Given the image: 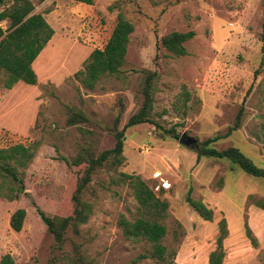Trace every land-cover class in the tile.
Masks as SVG:
<instances>
[{
  "label": "rangeland",
  "instance_id": "rangeland-1",
  "mask_svg": "<svg viewBox=\"0 0 264 264\" xmlns=\"http://www.w3.org/2000/svg\"><path fill=\"white\" fill-rule=\"evenodd\" d=\"M31 1L54 33L32 63L35 84L4 88L0 71V147L37 143L22 169L24 193L0 198V259L8 253L14 264H73L79 247L97 264H126L147 251V243L126 238L118 224L120 215L138 216L121 177L128 173L155 191L162 188L159 196L169 204L162 244L176 263L207 264L224 219L221 264H264V179L226 158L197 160L202 142L221 136L209 146L236 147L264 167V0ZM119 14L134 26L125 64L117 75H103L86 88L74 74L93 49L104 46ZM173 31L194 32L184 42L186 54L176 56L161 44ZM148 74L152 123L125 129L123 163L105 161L95 169L81 194L91 212L57 243L38 209L50 217L73 214L86 163L67 161L79 152L97 157L114 146L115 127L121 129L143 104ZM240 110L239 126L226 134ZM73 112L85 120L68 124ZM182 133L195 145L181 143ZM189 186L191 196L212 210L211 220L185 201ZM18 208L26 214L15 231L10 216ZM143 261L153 264H136Z\"/></svg>",
  "mask_w": 264,
  "mask_h": 264
},
{
  "label": "trees",
  "instance_id": "trees-1",
  "mask_svg": "<svg viewBox=\"0 0 264 264\" xmlns=\"http://www.w3.org/2000/svg\"><path fill=\"white\" fill-rule=\"evenodd\" d=\"M91 4L93 0H74ZM7 22L6 27L1 23ZM134 30L133 24L123 17L117 16L112 32L102 48L93 49L84 67L78 70L74 77L86 88L93 89L103 75H117L125 64L129 36ZM54 33L53 28L46 21L45 17L34 11V4L31 0H0V71L3 73L2 86L11 88L17 82L28 85L36 83L37 76L33 70L32 63L37 58L40 51L51 39ZM194 35L193 31L179 32L173 31L161 37V44L176 56L187 53L184 42ZM146 88L144 89V101L142 106L129 118L121 129H114V146L103 150L97 157H93L88 152H79L67 162L70 165H80L86 163L83 173L73 195L75 207L70 216H47L40 209L38 213L46 225L47 230L54 236L57 243L64 241V236L69 226L78 227L85 222L91 212L90 204L81 198L82 189L87 185L97 167L103 165L105 161L113 165H121L124 160L123 142L125 139V129L143 122H150L151 109V76L148 74ZM186 99L189 98L186 92ZM240 110L236 117V122L226 134L240 124ZM85 120L80 112H73L68 118V124H75ZM264 127V126H263ZM261 126L262 132L264 128ZM221 136H214L202 142L197 149V160L201 156H212L216 158H226L236 164L243 172L254 177L264 179V167L256 165L248 156L236 147H227L218 150L209 146L212 141ZM37 150V143L25 145L16 143L7 147H0V198L7 200L17 199L24 193L23 171L32 161ZM122 180L126 181L132 190V194L137 203L138 216L133 220L120 215L118 224L122 227L126 238L137 242L147 243V251L134 256L126 264H136L144 259L153 260V264H178L173 260L172 251L162 244V239L166 233L164 220L167 216L168 202L160 198L154 186L148 185L138 175L122 173ZM192 188L189 186L186 192L185 201L204 220H211L213 212L201 200L191 196ZM264 207V202L259 203ZM23 208L16 209L10 216V226L15 231L22 228L25 217ZM247 234L250 233L247 227ZM220 234L217 238V247L209 253L207 264H221L224 251L221 241L226 235V222L222 219L219 222ZM73 264H97L94 260H89L75 247ZM0 264H14L10 254H4L0 259ZM141 264H152L145 263Z\"/></svg>",
  "mask_w": 264,
  "mask_h": 264
},
{
  "label": "water",
  "instance_id": "water-1",
  "mask_svg": "<svg viewBox=\"0 0 264 264\" xmlns=\"http://www.w3.org/2000/svg\"><path fill=\"white\" fill-rule=\"evenodd\" d=\"M179 141L183 144L192 145V146L195 145L196 143V140L193 137L187 135L186 133L181 134Z\"/></svg>",
  "mask_w": 264,
  "mask_h": 264
},
{
  "label": "crops",
  "instance_id": "crops-1",
  "mask_svg": "<svg viewBox=\"0 0 264 264\" xmlns=\"http://www.w3.org/2000/svg\"><path fill=\"white\" fill-rule=\"evenodd\" d=\"M35 61V60H34Z\"/></svg>",
  "mask_w": 264,
  "mask_h": 264
}]
</instances>
